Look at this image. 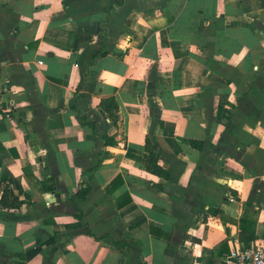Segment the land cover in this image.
Wrapping results in <instances>:
<instances>
[{
	"label": "crops",
	"instance_id": "0c3cea01",
	"mask_svg": "<svg viewBox=\"0 0 264 264\" xmlns=\"http://www.w3.org/2000/svg\"><path fill=\"white\" fill-rule=\"evenodd\" d=\"M0 100V264L264 244V0H0Z\"/></svg>",
	"mask_w": 264,
	"mask_h": 264
},
{
	"label": "built area",
	"instance_id": "2783aa9c",
	"mask_svg": "<svg viewBox=\"0 0 264 264\" xmlns=\"http://www.w3.org/2000/svg\"><path fill=\"white\" fill-rule=\"evenodd\" d=\"M223 264H264V244H247L233 249L224 257Z\"/></svg>",
	"mask_w": 264,
	"mask_h": 264
},
{
	"label": "trees",
	"instance_id": "16d2710c",
	"mask_svg": "<svg viewBox=\"0 0 264 264\" xmlns=\"http://www.w3.org/2000/svg\"><path fill=\"white\" fill-rule=\"evenodd\" d=\"M107 11H109V10H107ZM105 53H106L105 49H102L98 54H94L92 56V58L94 60L95 58H97L99 56L105 55ZM82 124L92 126L91 123L87 122L84 118L82 119ZM145 149H146V152L148 153V155L145 159V163H144L143 167L147 171H151L153 173L160 174L164 177L167 176V171L162 169L157 163L158 162V156L155 153V151L153 150L152 145H151L148 137L145 140ZM84 192H87V190L84 189ZM6 193H8V191H4V196H6ZM81 197L84 198V196H81Z\"/></svg>",
	"mask_w": 264,
	"mask_h": 264
}]
</instances>
